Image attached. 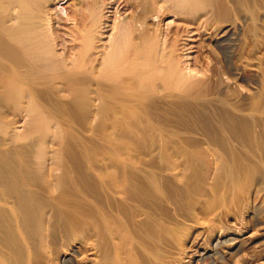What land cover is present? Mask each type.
I'll list each match as a JSON object with an SVG mask.
<instances>
[{"label": "bare ground", "instance_id": "6f19581e", "mask_svg": "<svg viewBox=\"0 0 264 264\" xmlns=\"http://www.w3.org/2000/svg\"><path fill=\"white\" fill-rule=\"evenodd\" d=\"M263 15L264 0H0V264H249L264 70L235 56ZM232 198L242 218L216 227Z\"/></svg>", "mask_w": 264, "mask_h": 264}, {"label": "rangeland", "instance_id": "374dc122", "mask_svg": "<svg viewBox=\"0 0 264 264\" xmlns=\"http://www.w3.org/2000/svg\"><path fill=\"white\" fill-rule=\"evenodd\" d=\"M64 2L65 1H63V2H61L59 5H58V7H60V6H66L67 5V3H65L64 4ZM123 11V10H122ZM127 13V12H126ZM254 19V18H253ZM258 20H259V22L261 21V23L262 22H264V15L262 16V17H259L258 18ZM258 20H255L254 19V21L252 22V23H250L251 22V20H250V24H251V26L253 25V23H254V25H255V27H254V25L252 26L255 30H253V28L251 27V26H248V24L249 23H247L246 22V24H244V27H243V30H244V32L245 33H247V36H246V34H245V36H246V38H244V41H243V43H245L244 45H242L241 44V46L243 47V48H239L240 50H238L237 51V57L239 58V60H238V58L235 56V61L237 60L238 61V65H239V62L241 61V63L244 61V59L245 58H249V56H251L252 58H253V60H254V62L255 61H257L255 58L257 57H260V58H263V60H264V26H260V25H264V23L263 24H261L260 23V25H259V22H258ZM256 22H258V24L256 23ZM249 24V25H250ZM248 26V27H250L251 29H249V31H248V27L246 28V26ZM258 26V28H256ZM261 28H260V27ZM246 28V29H245ZM246 30V31H245ZM257 30H259V31H257ZM261 31H263V33L261 32ZM252 32V33H251ZM261 32V33H260ZM258 34V36H259V33L260 34H262L263 36L261 37V35L259 36V38H260V40L259 39H257L256 40V38L258 37L257 36V34ZM250 34V35H249ZM255 36V38L254 39H251L252 38V36L253 35ZM248 36H250L251 38H248ZM262 38H263V40H262ZM248 39V40H247ZM254 40V41H253ZM259 40V41H258ZM207 43V42H206ZM203 44V43H202ZM206 45V44H205ZM205 45H204V47H205ZM207 45H209V44H207ZM207 45H206V47H207ZM205 47V48H206ZM209 47H211L210 45L208 46V48ZM262 48H263V50H262ZM213 49H215V48H213L212 47V50H211V48H209V49H205L206 50V54L209 56V58H211L212 56V58H211V62H213V63H211V66H213V69L218 65V64H220V62H221V60H220V55L218 54V53H216L217 52V50L215 49V50H213ZM211 50V51H210ZM212 52V53H210V52ZM210 53V54H209ZM214 53H216V55L214 54ZM240 54H242V55H247V57H245L244 59H240V57H242ZM217 55H218V57H217ZM249 55V56H248ZM216 59H215V58ZM244 57V56H243ZM242 57V58H243ZM215 60H214V59ZM237 58V59H236ZM247 58V59H248ZM252 58L250 59L249 58V60L252 62L251 64H250V62L247 60H245V63L247 64V63H249V64H245L244 62V64L242 63V67H243V65H246V66H252V68H253V66H256V67H259V70H264V61H262V59H260V58H258V61H257V63L258 64H256V62L254 63L253 61H252ZM213 59V60H212ZM260 59V60H259ZM210 60V59H209ZM220 60V61H219ZM216 61V62H215ZM261 62V64L263 65V68H261V64L259 65V63ZM217 63V64H216ZM241 63H240V65H241ZM213 64V65H212ZM219 66V65H218ZM217 66V68H220V66L218 67ZM246 66H244L243 68H251V67H246ZM255 67V68H256ZM216 68V69H217ZM261 68V69H260ZM245 69H243L244 70V72L247 70H245ZM248 69V70H249ZM218 70V69H217ZM214 71H216V70H214ZM213 71V72H214ZM249 71H250V73H249ZM249 71H246V72H248L249 73V76L250 75H252V69L251 70H249ZM245 72V73H246ZM248 73H246V74H248ZM248 76V75H247ZM239 84H241V85H246V83H243V82H240ZM244 87V86H243ZM233 200V201H232ZM229 201V202H228ZM227 202H225V203H223L221 206H218L217 208H216V214H214V216L216 215V219L214 218V216H213V219H212V221L215 219V221H213L212 223H214L215 224V226L217 227V226H222V225H232V223L234 224L235 223V220L237 219V220H239V218L241 219L242 217H241V215H242V213H241V210H240V207H239V204H238V202L235 200V198H232V199H229ZM227 203V204H226ZM233 203H235V204H233ZM219 207H220V209H219ZM239 207V208H238ZM219 209V210H218ZM218 212V213H217ZM220 212V213H219ZM217 214H218V216H217ZM217 217H218V219H217ZM236 217V218H235ZM221 224V225H220ZM188 246H190V243H188ZM247 257L249 258V264H264V243L262 244V243H257V245H254V246H252L249 250H248V254H247ZM189 259H188V257H185V258H183V260L180 262V263H178V264H186L187 263V261H188ZM171 262V261H170ZM170 262L168 263V264H170ZM172 263H174V262H171V264ZM177 263V262H176ZM206 262H201V263H197V264H205ZM196 264V263H195Z\"/></svg>", "mask_w": 264, "mask_h": 264}]
</instances>
